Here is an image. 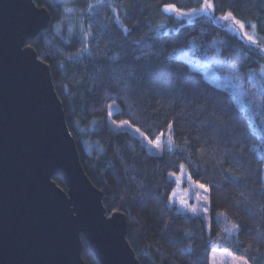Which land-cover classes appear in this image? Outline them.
<instances>
[{
	"label": "trees",
	"instance_id": "1",
	"mask_svg": "<svg viewBox=\"0 0 264 264\" xmlns=\"http://www.w3.org/2000/svg\"><path fill=\"white\" fill-rule=\"evenodd\" d=\"M35 1L51 10L52 23L27 43L50 64L83 166L103 190L108 214L126 213L141 264H210L214 248L264 264V0H210L214 11L191 20L163 6L191 10L206 0H111L85 14L83 33L57 28L62 0ZM227 12L245 23L243 31L256 26L258 46L218 19ZM162 23L170 29H158ZM196 57L219 73L238 70L248 88L243 106L190 64ZM113 102L115 120L152 140L171 130L174 149L152 153L138 135L116 128ZM183 163L209 186L210 231L202 215L169 204L170 173ZM54 179L67 189L62 177ZM82 242L87 264H100Z\"/></svg>",
	"mask_w": 264,
	"mask_h": 264
},
{
	"label": "water",
	"instance_id": "2",
	"mask_svg": "<svg viewBox=\"0 0 264 264\" xmlns=\"http://www.w3.org/2000/svg\"><path fill=\"white\" fill-rule=\"evenodd\" d=\"M51 23L35 0H0V264H87L82 237L100 264H141L126 213L108 214L83 166L50 64L27 43Z\"/></svg>",
	"mask_w": 264,
	"mask_h": 264
},
{
	"label": "rangeland",
	"instance_id": "3",
	"mask_svg": "<svg viewBox=\"0 0 264 264\" xmlns=\"http://www.w3.org/2000/svg\"><path fill=\"white\" fill-rule=\"evenodd\" d=\"M62 1L65 8H70L72 9V11L65 12L63 14V19L57 22V28L59 29L64 28L65 31H71L74 28V26H79L80 31L82 33L85 27L84 19L86 13L94 11L96 9H100L108 4L112 5L111 0H62ZM83 1L87 2L86 6L82 5ZM98 2L100 6L93 7V9L89 11V5L91 4L95 6L98 4ZM166 5H175V4H166ZM166 5L163 6V9L165 11L174 13L178 18L181 19L191 20L197 14L208 15V13H203V12H197L193 14L192 9L184 10L183 8H179L176 5H175L176 10L174 11L166 10L165 9ZM181 13H185V14L181 15ZM231 24L232 22L229 21L228 29L232 32H239V30L237 31L231 30V28L229 27V25ZM157 28L169 30L170 26L162 23ZM245 32H247L249 35H254L257 41L263 38V37L260 38V36L256 31V28L253 29L251 27ZM181 56H183L182 53ZM188 61L194 68L202 70L212 82H214L219 86L225 87L230 91H232L233 93H235V95L238 98L239 104L243 106L242 100L248 97V92H247L248 88L247 89L245 88L246 80L241 74H239L237 69H233V70L231 69L227 72L219 73L216 71V67H214V64L207 59L202 60L199 57H196V58H188ZM261 69H264V67H262ZM261 69L259 70L261 86H259L258 88L259 90L264 91V71H261ZM117 108H118L117 103L113 102L111 104L110 116H111V121L116 128L128 130L138 135L147 145L149 151L152 153H162L164 151H169L174 149L175 144L173 141L171 130H166L165 133L161 134L159 137L152 140L142 130H140L138 127L133 125L130 121L115 120L112 117V113ZM122 122H127V124L125 126H120ZM169 137H171V141H172L171 143H169ZM157 142H159L160 144L159 147H156ZM86 145L89 148H91L93 145L98 147V144L96 143L86 142ZM182 165L184 167L180 168L179 171H174L170 173V177L175 180V188L170 194L169 204L172 207H176L178 211L186 214H193V212L191 211L192 208L198 209V212L196 214H200L204 217L206 228L208 231H210L211 212H210L209 186L206 183L194 179L189 173L187 169V165L185 163H183ZM181 172L185 173L183 177H181ZM189 174L191 176L190 180L188 178ZM199 184L205 185L206 188L204 189L200 188L198 186ZM205 197H207V199H205ZM244 261H246L247 264H250L245 257L236 255L233 252L225 249L214 248L210 254V264H243Z\"/></svg>",
	"mask_w": 264,
	"mask_h": 264
},
{
	"label": "snow or ice",
	"instance_id": "4",
	"mask_svg": "<svg viewBox=\"0 0 264 264\" xmlns=\"http://www.w3.org/2000/svg\"><path fill=\"white\" fill-rule=\"evenodd\" d=\"M98 6H100L99 2L95 6L90 4L89 5V11H91L93 9V7H98ZM165 9L166 10H173V11L176 10L175 9V5H166ZM65 11L66 12H71L72 9L65 8ZM211 11H214V4L211 3L210 0H206V2L204 3V5L202 7L192 9V13L193 14L197 13V12L209 13ZM184 14L185 13H181V15H184ZM218 19L221 20V21H231L232 24L229 25L231 30H233V31H237V30L241 31L249 42H251L252 44L258 46V43H257V40H256L255 36L254 35H249L247 32L243 31L244 28H245V23L240 21V20L235 19V17L233 16V14L231 12H228L226 15H223V16L219 17ZM251 27L253 29H255L256 26L253 24V25H251ZM262 51H264V49H262ZM261 71H264V69H261ZM109 115H111V113H109ZM126 124H127V122H122V124L120 126H125ZM171 142H172L171 141V137H169V143H171ZM159 146H160V144H159V142H157L156 147H159ZM180 167L183 168L184 166L181 165ZM184 175H185V173L181 172V177H183ZM188 178H189V180L191 179L190 174H189ZM198 186L200 188H202V189L206 188V186L203 185V184H199ZM205 199H207V197H205ZM191 211L193 212V214H196L198 212V209L192 208ZM205 211H206V209H205ZM232 228H233V230H235V229L238 228V226L237 225H233ZM243 264H247V262L244 261Z\"/></svg>",
	"mask_w": 264,
	"mask_h": 264
}]
</instances>
